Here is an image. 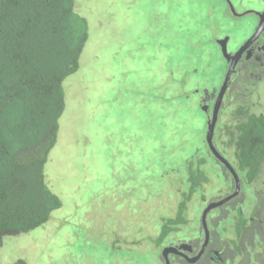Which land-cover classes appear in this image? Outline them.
Masks as SVG:
<instances>
[{"label":"rangeland","instance_id":"rangeland-1","mask_svg":"<svg viewBox=\"0 0 264 264\" xmlns=\"http://www.w3.org/2000/svg\"><path fill=\"white\" fill-rule=\"evenodd\" d=\"M229 1L236 13L259 4ZM74 2L88 39L64 82V112L44 166L62 206L41 229L0 242V264H159L146 240L175 207L185 162L205 155V117L195 98L181 102L193 87L187 79L181 88L175 72L200 75L208 31L216 25L242 36L254 18L234 17L226 0ZM211 52L196 84L224 71ZM211 164L215 171L201 167L211 174L208 196L227 189ZM200 202L196 196L195 212Z\"/></svg>","mask_w":264,"mask_h":264},{"label":"flooded vegetation","instance_id":"flooded-vegetation-1","mask_svg":"<svg viewBox=\"0 0 264 264\" xmlns=\"http://www.w3.org/2000/svg\"><path fill=\"white\" fill-rule=\"evenodd\" d=\"M226 2L234 17L252 15L253 25L237 37L216 25L208 31L207 47L214 46L224 71L217 80L190 79L195 87L189 101L195 98L203 113L206 134L215 111L214 152L205 134L203 164L210 169L212 161L216 164L227 189L208 196L211 174L202 170L203 182L184 208L178 195L173 210L153 229L154 242L162 220L173 222L163 240L153 243L159 264H264V0L240 13ZM205 54L203 73H208L214 55ZM196 196L202 203L198 212L191 208Z\"/></svg>","mask_w":264,"mask_h":264},{"label":"trees","instance_id":"trees-1","mask_svg":"<svg viewBox=\"0 0 264 264\" xmlns=\"http://www.w3.org/2000/svg\"><path fill=\"white\" fill-rule=\"evenodd\" d=\"M87 39V21L74 0H0V242L41 229L62 206L45 182L44 166L64 112V82L76 73ZM206 48L200 60L205 64ZM200 75L175 72L183 89L187 79ZM187 90L181 93L186 104L193 97ZM203 163V158L185 162V180L177 189L181 208L203 182ZM162 221L155 243L173 223ZM150 237L146 241L154 246Z\"/></svg>","mask_w":264,"mask_h":264},{"label":"water","instance_id":"water-1","mask_svg":"<svg viewBox=\"0 0 264 264\" xmlns=\"http://www.w3.org/2000/svg\"><path fill=\"white\" fill-rule=\"evenodd\" d=\"M232 8V7H231ZM233 10V9H232ZM229 75V73H228ZM223 91V89L221 90V92ZM221 95V94H220ZM215 111H214V114H213V119L212 121L208 124V131H207V134H206V142L207 144L209 145V148L212 152H214V149L212 147V134H213V130H214V125H215Z\"/></svg>","mask_w":264,"mask_h":264}]
</instances>
